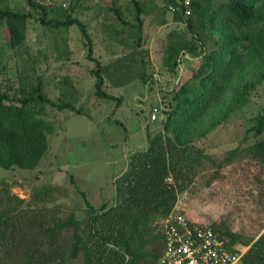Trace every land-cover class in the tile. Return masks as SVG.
Returning a JSON list of instances; mask_svg holds the SVG:
<instances>
[{"label": "rangeland", "instance_id": "1", "mask_svg": "<svg viewBox=\"0 0 264 264\" xmlns=\"http://www.w3.org/2000/svg\"><path fill=\"white\" fill-rule=\"evenodd\" d=\"M35 1L47 8L48 18L64 20L70 14L80 20L88 38L77 26H42L36 20L41 12L31 10L25 0H0V10L32 16L27 21L26 38L18 47L9 46L5 25H0V90L18 96L22 91L32 92L41 82L50 99L70 101L90 119L45 106L42 116L55 127L48 136L47 153L33 170L0 168V190L6 189L22 199L24 209H58L61 216L71 211L78 220H83L85 200L96 208L103 203L115 204L116 178L126 171L134 152L146 149L147 134L162 128L170 91L192 76L200 58L183 54L176 74H169L163 67L171 36L191 37L184 24L172 21L166 0H138L143 6L139 47L135 44V29L123 24L113 9L116 1L121 18L136 23L130 0ZM224 1L215 0L213 6ZM89 48L92 58L111 66L109 76L104 74L103 90L121 97L118 107L115 101L95 96L96 65L88 58ZM205 48L209 52L216 46L206 42ZM137 50L147 53L139 57ZM120 58H126L122 63L130 67L121 70L133 77L115 87L116 73L112 69L121 63ZM139 59L143 60L145 81L141 79ZM248 82L253 87L246 105L206 138L194 141L195 148L203 153L191 183L178 195L176 210L190 220L221 225L243 239H256L264 232V165L253 157L250 147L264 139V133L255 138L250 127L256 116L264 113V80L257 83L253 76ZM69 85L74 92L66 94ZM154 109L158 114L150 121ZM116 120L123 125L114 123ZM234 149L231 161H226ZM162 220L155 218L152 235L161 233ZM0 264H5L1 258Z\"/></svg>", "mask_w": 264, "mask_h": 264}, {"label": "trees", "instance_id": "2", "mask_svg": "<svg viewBox=\"0 0 264 264\" xmlns=\"http://www.w3.org/2000/svg\"><path fill=\"white\" fill-rule=\"evenodd\" d=\"M214 1L193 0L191 15L185 18L176 0H166V7H177L172 21L184 24L191 37L171 36L163 67L169 74H176L183 54L199 57L200 61L192 76L170 91L162 128L147 134L146 149L134 152L126 171L116 178L114 205L103 203L96 208L85 200L86 216L78 220L71 211L61 216L58 209H24L22 199L6 189L0 190V258L5 264H156L163 234L161 231L152 235V225L155 218L164 219L170 214L178 195L191 183L203 153L195 148L194 141L206 138L246 105L253 87L248 78L255 76L257 83L264 80V0H226L216 7ZM25 2L31 10L41 12L36 20L42 26H77L88 38L85 25L77 18L70 14L64 20L48 18L44 5L35 0ZM130 4L134 8V24L121 18L116 1L113 9L123 24L135 29V44L139 47L143 6L138 0H130ZM31 18L29 13L0 10V25H5L10 47L24 42ZM206 42H213L216 48L208 52ZM135 53L141 57L147 52ZM88 58L96 65L95 96L115 101L118 107L121 97L103 90L104 74L109 76L111 66L92 58L91 48ZM124 59L120 58L121 63L112 69L116 73L115 87L133 77L121 70L130 68L122 63ZM138 61L141 79L145 81L143 60ZM70 91L74 92L71 85L65 92ZM45 106L90 119L70 101L50 99L41 82L32 92L22 91L18 96L0 90V168L33 170L39 165L48 150V136L55 131L54 124L42 116ZM114 123L123 125L117 120ZM250 131L255 138L264 133V113L256 116ZM250 152L264 165V139L255 141ZM235 153L236 149L231 150L225 160L231 161ZM82 196L85 199L84 193ZM210 227L227 237L230 244L248 246L241 264H264V232L256 239H243L221 225Z\"/></svg>", "mask_w": 264, "mask_h": 264}, {"label": "built area", "instance_id": "3", "mask_svg": "<svg viewBox=\"0 0 264 264\" xmlns=\"http://www.w3.org/2000/svg\"><path fill=\"white\" fill-rule=\"evenodd\" d=\"M176 2L181 6L183 17H189L193 0ZM168 10L173 13L177 7L169 4ZM157 114L154 109L150 121H154ZM176 205L162 220V250L156 264H241L248 247L238 242L230 244L227 237L210 225L188 219L176 210Z\"/></svg>", "mask_w": 264, "mask_h": 264}, {"label": "crops", "instance_id": "4", "mask_svg": "<svg viewBox=\"0 0 264 264\" xmlns=\"http://www.w3.org/2000/svg\"><path fill=\"white\" fill-rule=\"evenodd\" d=\"M145 150V149H144Z\"/></svg>", "mask_w": 264, "mask_h": 264}]
</instances>
